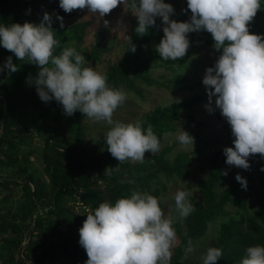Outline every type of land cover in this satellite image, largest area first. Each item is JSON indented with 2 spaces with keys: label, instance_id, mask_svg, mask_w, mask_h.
Segmentation results:
<instances>
[{
  "label": "trees",
  "instance_id": "16d2710c",
  "mask_svg": "<svg viewBox=\"0 0 264 264\" xmlns=\"http://www.w3.org/2000/svg\"><path fill=\"white\" fill-rule=\"evenodd\" d=\"M164 2L170 3L175 12L185 4L184 0ZM129 4L130 0H127L125 5H120L129 23L126 36L131 38L136 51H128L127 45L120 59L111 60L101 73L107 76L108 86L130 91L140 98H143L142 89L137 84L191 94L187 99L167 106L158 104L138 120L144 129L151 125L158 138L175 133L179 121L197 128L206 124L204 119L195 120L198 106L205 103V97L199 93V87L188 85L183 74L189 76V70L177 72L173 68L174 61H164L156 52L149 53V45L160 28L159 17L156 18V27H149L144 36H139L135 32L138 22ZM77 12L65 13L59 7V0H0V24H39L44 13H48L52 16L55 38L60 41L54 54L58 55L65 47L74 48L85 57L84 66L89 67L99 63L101 54L111 49L97 38L89 49L82 47L91 20L64 25L66 19L73 18ZM57 16L63 17L62 22L57 20ZM249 32L264 36V0H261V9L249 24ZM189 40L213 48L211 34L206 31H200L199 38L191 33ZM9 56H12L18 71H0V130L5 113L3 131H0V264H85L88 257L79 245L78 230L89 211L104 202L114 205L117 199L130 198L133 191H139L157 197L166 216L165 204L170 199L165 197L170 186L175 182L184 186L186 181L196 190L195 195L187 197L194 210L183 220L174 217L175 212L170 213L178 238L177 244L170 249V264H180L188 254L185 252L188 241L191 240L195 249L197 242L215 225L209 247L223 250L217 264H239L247 247L264 246V210H253L250 216L245 214L247 202L242 196L249 190L252 180L249 175L241 176L247 182V187H242L235 179L237 168L225 163L223 149H213L198 173L190 171L191 156L201 154L198 147L194 153L181 152L171 159L166 157L171 148L165 147L142 162L126 160L119 164L100 139L89 137L82 123V113L77 111L69 117L54 99L49 103L39 99L35 86L26 82L29 75L33 78L37 75L36 65L18 61L0 46V68ZM163 65L173 75L152 78V70ZM51 122L56 124L53 129L49 128ZM60 123H64L63 130ZM200 133L197 129L195 136L199 137ZM35 139L42 143L41 175L30 167L33 151L21 150ZM257 157V154L251 156L249 162ZM107 168L116 169L109 175ZM16 189L21 191V198L13 203L12 194ZM182 190L186 191L185 188ZM187 264L202 262L189 260Z\"/></svg>",
  "mask_w": 264,
  "mask_h": 264
},
{
  "label": "clouds",
  "instance_id": "9594fccd",
  "mask_svg": "<svg viewBox=\"0 0 264 264\" xmlns=\"http://www.w3.org/2000/svg\"><path fill=\"white\" fill-rule=\"evenodd\" d=\"M126 2L59 0V7L69 14L73 10L87 9L102 19ZM128 6L137 19L135 32L139 36H144L149 27H156V18H160L164 25L163 37L155 51L164 61L185 57L190 47L188 34L200 31L211 34L213 48L221 54L214 66L206 69L202 83L209 97L205 107L212 111L210 105L215 96V106L234 138V146L223 149L225 163L248 170L251 156L259 154L264 159V36L249 32V24L261 9V0H187V8L182 11L190 10L191 16L184 22L170 19L174 8L164 0H130ZM56 18L63 20L60 16ZM55 34L52 16L44 13L39 24H0V46L18 61L38 67L37 75L34 78L29 75L26 82L35 86L42 102L54 99L66 116L79 111L94 122H106L110 129L104 142L119 164L129 159L142 162L146 152L157 153L160 143L151 125L144 129L141 121L125 124L113 120V113L126 100V94L109 87L106 75L93 67H85V57L74 48L65 47L55 55L54 50L60 45ZM126 39L128 51L135 53L131 38ZM5 69L9 73L18 71L12 56L0 71ZM176 138L182 146H193L194 138L183 130ZM115 169L106 170L110 175ZM235 179L242 187H247L240 175ZM188 195L183 190L174 195L181 220L194 210L187 200ZM86 216L78 230L79 245L88 257L85 264H170V249L177 239L174 220L165 216L157 197L133 191L130 198H119L114 205L101 203ZM192 251L189 240L185 252ZM222 255L221 248L209 247L201 257L202 264H217ZM239 264H264V246L247 247Z\"/></svg>",
  "mask_w": 264,
  "mask_h": 264
},
{
  "label": "rangeland",
  "instance_id": "374dc122",
  "mask_svg": "<svg viewBox=\"0 0 264 264\" xmlns=\"http://www.w3.org/2000/svg\"><path fill=\"white\" fill-rule=\"evenodd\" d=\"M184 1L185 4L182 9L187 8V1ZM182 9L179 12L174 11V15H172L170 19L176 20L177 22L187 21L191 16V12L189 10L187 13H185L182 11ZM116 10L118 12H116ZM77 11V14H75L73 18L66 19L64 25H68L70 23L81 20H91L92 24L87 37L83 41L82 47L89 49L92 46L94 40L97 38L102 45L105 44L108 48L111 49L110 52H104L101 54L99 63L89 66L93 67L96 71L103 73L111 60H113L114 58H121L124 49L128 45L126 35L129 31V23H127V18H124L126 17V13L121 10V5H118L111 11V13L107 14L102 19L98 15L89 13L87 9H77ZM105 21H107V23H105ZM158 22L160 24V28L156 32L153 38V42L149 45V53L156 52L155 46L159 44L160 40L163 37L162 29L164 25L161 23L160 18ZM193 33L195 34V38H199V32ZM190 36L191 33L188 34V39ZM218 57L219 53L216 50H213V48H207L203 43L196 42L195 40V42H190V47L185 57L181 60L174 61L176 63L173 64L174 70L180 73H186L185 70H189V76L183 74V76L187 77L186 79L188 80V85L199 87V93L205 97V103L198 106L200 108L197 110L198 116L195 117V120L201 121L202 119H204L206 124H202L201 126H199V128H197L193 125L190 126L185 121L177 122V131L175 133L166 134L161 138H158L160 143V150L155 153L158 154L163 148L170 147V152L166 155V157L171 159L176 154L181 152L194 153L195 149L198 147L201 150V154H194L191 156L192 167L190 168V171H194L195 173H198L200 166L206 163V159L213 149L217 150L234 146L232 143L234 138L231 135V128L226 120L221 116L220 111L216 108L215 96L212 97V103L210 105L212 111L209 112L205 107L206 105H208L209 97L207 95L208 90L206 89V86L203 85L202 81L205 76L206 69L208 67L214 66L215 61ZM153 63L160 62L154 61ZM160 75L170 77L173 75V72H171V70L164 65L152 70V78L159 79ZM137 87L139 89H142L143 98H140L130 91L123 90V92L126 94V100L114 111V121H119L125 124L135 123L146 113L152 110L154 106L158 104L167 106L177 100L187 99L191 95L190 93H188V91L176 93L170 92L166 88H156L155 86L147 87L142 84H137ZM197 87L193 90L197 89ZM217 116H220V118H218ZM82 123L85 126L86 132L88 133L89 137L93 140L100 139L102 141L101 144L105 147V149H107V145L105 144L103 138H105L106 132L110 129V126L107 125L106 122H94L85 117L84 114L82 116ZM63 125L64 123L59 124L62 130ZM55 126L56 124L52 122L49 123L50 129H53ZM197 129L201 131L199 137L195 136V132L197 131ZM180 130L189 133L190 136L194 138L193 146H182L178 142L176 137L179 134ZM41 148V140L35 139L21 149L23 152L30 150L33 151L30 167L37 175L42 174V168L40 166ZM152 155L154 154L146 152L145 159L150 158ZM257 155L258 157L255 158L253 162H249L250 168L248 170L237 168L236 172V176L249 175L252 180L249 190H247V192L242 196L247 202V213L245 212V214L249 216L253 214V210H264V171H261V169L264 168V159H262L259 154ZM129 161L132 160L129 159ZM182 187L185 188L189 194H196V190L189 187L188 181L184 183V186L179 182L173 183V185L170 186V190H168L169 192L165 197H168V199H170L169 202L165 204L166 216L171 217L170 213L175 212L174 217H179V213L176 211L173 203L175 193L179 190H182ZM12 196L13 203L18 202V200L21 198V191L19 189H16V191H13ZM229 210H233V212L235 211L234 208H230ZM212 229L213 230L210 231L207 236L203 237L199 242H197L195 249H193L191 253H188L180 264H187L189 260H193L194 262H202L201 257L206 254V250L209 248V241L212 237H214V230H216V225ZM177 242L178 238L176 239V243L174 245H176Z\"/></svg>",
  "mask_w": 264,
  "mask_h": 264
},
{
  "label": "water",
  "instance_id": "95a60500",
  "mask_svg": "<svg viewBox=\"0 0 264 264\" xmlns=\"http://www.w3.org/2000/svg\"><path fill=\"white\" fill-rule=\"evenodd\" d=\"M4 123H5V113H4V115H3V120H2V126H1V133H2V131H3V127H4ZM21 252H22V249L20 250V254H21ZM33 263V262H32Z\"/></svg>",
  "mask_w": 264,
  "mask_h": 264
},
{
  "label": "built area",
  "instance_id": "2783aa9c",
  "mask_svg": "<svg viewBox=\"0 0 264 264\" xmlns=\"http://www.w3.org/2000/svg\"><path fill=\"white\" fill-rule=\"evenodd\" d=\"M30 264H34V263H30Z\"/></svg>",
  "mask_w": 264,
  "mask_h": 264
}]
</instances>
